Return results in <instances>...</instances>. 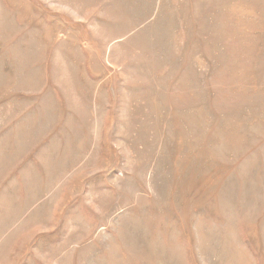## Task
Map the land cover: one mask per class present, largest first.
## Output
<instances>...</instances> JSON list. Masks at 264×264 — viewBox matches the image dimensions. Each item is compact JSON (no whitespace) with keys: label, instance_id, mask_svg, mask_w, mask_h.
I'll return each mask as SVG.
<instances>
[{"label":"rangeland","instance_id":"374dc122","mask_svg":"<svg viewBox=\"0 0 264 264\" xmlns=\"http://www.w3.org/2000/svg\"><path fill=\"white\" fill-rule=\"evenodd\" d=\"M0 264H264V0H0Z\"/></svg>","mask_w":264,"mask_h":264}]
</instances>
